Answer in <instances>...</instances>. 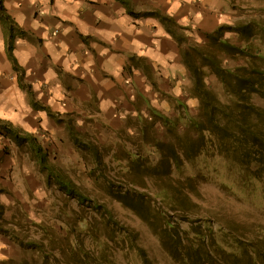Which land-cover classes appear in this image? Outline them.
<instances>
[{"label":"rangeland","instance_id":"obj_1","mask_svg":"<svg viewBox=\"0 0 264 264\" xmlns=\"http://www.w3.org/2000/svg\"><path fill=\"white\" fill-rule=\"evenodd\" d=\"M223 13L221 25L236 27L249 24L254 29V35L247 44L257 59H249V63L261 72V89L253 95V101L264 108V0H230ZM187 28L189 43L180 46L182 52L190 44L205 46L208 43L206 35L191 37V29ZM225 38L235 46H246L235 32H226ZM224 58L226 68L245 62L241 56ZM130 63L128 68L136 65L142 71L144 64L150 67L147 60L141 62L136 59ZM205 72L208 87L224 99L223 85L207 69ZM187 74L190 87L186 88L184 98L159 93L155 83H147L148 88L142 84V91L138 89L137 92L121 88L113 95L123 102L110 107L107 114H101L97 98L82 104V90H63L60 99L51 106L52 94L44 89L47 83L38 90L34 89L42 104L61 113V121L32 107L30 96L19 87L14 70L4 78L5 84L15 83L27 98L26 108H17L20 116L15 125L26 131L32 129L29 132L47 150L51 163L63 170L86 197L80 203L58 186L47 184V173L39 166L30 148L18 146L0 133V204L4 206L0 235L1 239L8 241L0 264H145L132 248L128 234L122 233L123 226L137 234L136 244L145 251L149 264H181L169 253L173 236L177 238L175 233L156 235L113 197L116 190L124 188H135L148 194V189L137 184H142L143 176L150 181L158 178L157 175L150 176L153 173L144 169L138 177L126 176L127 158L134 160L136 153H140V158L150 166H155L161 157L166 156L172 161L177 158L180 164L173 166L177 185H183L188 177L194 180L200 193V199L196 200L199 209L186 214L189 221L183 224L184 228L202 225L203 229L209 228L206 229L208 235L211 228L224 242L222 248L226 252L235 250V247L227 246L233 241L247 244L245 242L249 238L263 234L261 184L257 179L245 176L240 167L226 157L220 150L223 143L208 132L197 130L199 101L193 93L188 70ZM70 124L85 136V143L98 147L104 160L102 166L97 167L89 150L77 147L71 136ZM144 140L152 143L147 145ZM93 168H97L96 176L91 174ZM101 175L103 178L110 176L109 184H104L106 179L98 181ZM153 206L167 213L173 224L181 217L179 211L167 207L160 200L153 201ZM11 232H15L18 239ZM219 256L221 260L218 263L226 264L223 260L227 257L222 251H219Z\"/></svg>","mask_w":264,"mask_h":264},{"label":"trees","instance_id":"obj_2","mask_svg":"<svg viewBox=\"0 0 264 264\" xmlns=\"http://www.w3.org/2000/svg\"><path fill=\"white\" fill-rule=\"evenodd\" d=\"M127 12L134 17L156 18L164 27L165 31L179 44L183 46L189 43L186 31L187 27L180 26L169 14L159 10H152L148 13H136L133 10L130 0H116ZM0 26L2 28L6 54L17 75L19 87L25 90L31 99L34 109L43 110L48 116L56 121L62 120L59 112L53 111L49 106L42 104L36 97L31 84H27L25 70L14 56L15 42L18 38L30 37L16 19L9 13L5 0H0ZM226 32H235L246 43L245 47H238L225 38ZM254 35V29L249 24H238L236 27L220 25L215 31L207 34L208 43L205 46L190 44L182 52L183 63L191 75L193 93L199 101V116L196 128L200 133L208 132L223 143L220 150L231 158L241 169V172L253 179H257L262 187L264 197V108L256 105L253 95L260 92V73L257 68L249 63V59L256 60L255 53L248 46L247 42ZM245 59L244 64H239L234 68L224 66V57H239ZM136 59L145 62L143 58L131 57L130 62ZM145 72L149 75L150 69L145 66ZM207 69L223 85L225 98L220 99L206 84L205 72ZM150 77V76H149ZM71 136L78 148L89 150L97 167L104 163L103 156L97 146L83 140L85 136L78 132L73 125H69ZM0 133L9 141L18 146H28L38 162L39 166L47 173V184L56 185L59 189L75 198L80 203L85 200V193L68 177L63 170L58 169L50 161L47 150L43 147L37 137L23 128L16 126L11 121L0 118ZM145 143L152 142L144 140ZM158 144V143H157ZM154 144V146H157ZM140 153H136L133 160L127 158L126 176L131 178L139 176L141 169L153 173L158 178L149 180L144 176L141 178L142 184H137L149 190L144 194L135 188L116 190L114 199L124 207L136 214L156 235L159 233L173 236L172 246L169 248L171 257L181 262V264H219L221 260L219 251H222L227 259H222L226 264H264V232L249 238L247 244L233 241L227 244L230 248L235 247L232 252H226L222 248L223 241L210 228H202V225L184 228L183 224L189 221L191 210L199 209L196 200L200 199V193L194 180L190 177L185 179V183L180 187L178 180L173 177V166H178L179 161L170 160L168 157H161L155 166L147 165V161L140 158ZM142 161V162H140ZM145 164H144V163ZM173 162V163H172ZM144 164V166H143ZM97 168L92 169V176H96ZM105 175V174H103ZM160 175H162L160 177ZM164 176L166 179L164 180ZM106 179L104 184H109L110 176H99ZM144 179V180H143ZM155 181V182H153ZM109 188H111L109 186ZM160 200L171 209L179 211L181 217L176 224H173L167 213H163L153 206V201ZM112 220L113 214L103 206ZM4 206L0 204V228L3 220ZM117 222V221H116ZM119 223V222H117ZM122 233H127L134 248L143 263L149 264L145 251L136 244L137 234L123 226ZM264 231V230H263ZM16 239L18 236L11 232Z\"/></svg>","mask_w":264,"mask_h":264},{"label":"crops","instance_id":"obj_3","mask_svg":"<svg viewBox=\"0 0 264 264\" xmlns=\"http://www.w3.org/2000/svg\"><path fill=\"white\" fill-rule=\"evenodd\" d=\"M130 2L136 13L159 10L189 27L191 37L202 38L221 25L230 0ZM5 5L30 34L16 40L14 56L33 90L47 83L51 106L63 90H82V104L97 98L101 114H107L123 102L113 95L121 88L137 92L140 85L155 83L159 93L184 98L190 87L182 48L163 25L153 17L131 16L116 0H5ZM133 56L147 60L148 76L136 65L128 68ZM12 72L0 26V118L15 124L17 108H26L27 98L15 83H4ZM6 242L0 235V259Z\"/></svg>","mask_w":264,"mask_h":264},{"label":"clouds","instance_id":"obj_4","mask_svg":"<svg viewBox=\"0 0 264 264\" xmlns=\"http://www.w3.org/2000/svg\"><path fill=\"white\" fill-rule=\"evenodd\" d=\"M0 116H2V112H0ZM29 131H32V129H29ZM0 247H2V245H0Z\"/></svg>","mask_w":264,"mask_h":264}]
</instances>
